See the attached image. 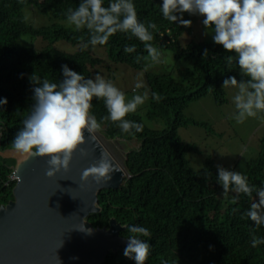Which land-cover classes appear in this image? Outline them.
<instances>
[{"label": "trees", "instance_id": "16d2710c", "mask_svg": "<svg viewBox=\"0 0 264 264\" xmlns=\"http://www.w3.org/2000/svg\"><path fill=\"white\" fill-rule=\"evenodd\" d=\"M109 2L104 0L105 6ZM133 2L140 22L158 26V30L149 29L154 35L153 45L160 51H172L177 62L188 61L191 67L178 72V79L173 71H145V64L150 62L136 63L135 59L148 55L144 44L135 37L129 39V33L118 32L107 45H97L105 49L110 64H124L145 72L146 88L151 95L146 119L152 124L165 122L167 127L147 126L140 111H136L126 119L142 124L143 131L134 136L125 134L118 124L102 119L108 115L107 108L103 100L94 98L92 114L105 128L107 137L136 140L140 147L131 149L126 156L130 178H124L117 189L98 193L100 211L90 215L86 223L94 229H109L116 222L123 228L121 237L126 239L132 234L125 225L146 227L151 237H140L151 246L146 264H264V244L252 247L253 234L264 239V225L257 228L245 216L250 204L254 199L259 202V197L254 192L252 198L244 194L235 198L237 194L230 192L225 198L217 179V166L222 165L208 157L200 170H194L188 156L198 149L179 135L180 128L206 125L186 117L192 104L211 95L218 106H224L228 104V94L223 81L232 76L238 81L248 77L241 74L236 54L214 40H193L183 49L180 39L191 26L165 20L161 11L163 0ZM80 3L81 0H0V101L7 100V104L0 103V153L15 151L12 142L35 103L33 89L39 86L31 82L33 74L41 80L59 83L64 78L63 65L92 79L107 68L105 60L94 53L95 48L80 47L81 38L87 42L90 37L88 30L77 31L74 25H65L69 23L67 10ZM26 10L37 11L52 20V25L40 27L30 23ZM183 19L191 20V14L185 12ZM37 39L52 44L66 41L78 48L74 53L56 48L38 50L33 45ZM132 45L136 51L126 53L124 48ZM229 55L233 56L231 69L225 60ZM153 92L162 96L160 102L152 98ZM247 150L250 156L238 160L232 168L222 167L241 172L254 187H264V135L255 149L251 146ZM19 167L16 157L0 154V208L15 201L16 182L12 179ZM124 250L111 252L104 264H136L124 255Z\"/></svg>", "mask_w": 264, "mask_h": 264}, {"label": "clouds", "instance_id": "9594fccd", "mask_svg": "<svg viewBox=\"0 0 264 264\" xmlns=\"http://www.w3.org/2000/svg\"><path fill=\"white\" fill-rule=\"evenodd\" d=\"M161 11L164 19L169 22L184 27L191 26L189 35L193 33V20L183 19V14L187 12L204 17L203 25L211 29L214 42L222 45L228 52L236 54L241 74L248 77L247 80L238 81L232 76L223 81L224 89H235L232 102L236 113L232 118L237 123H244L248 118L264 120V116H261L264 114V0H163ZM66 15L68 22L74 25L77 31L86 28L90 34L87 42L81 38L82 50H87L90 45L92 48L107 45L110 38L118 32L129 33V39L135 37L144 44L148 55H138L135 59L136 63L142 60L150 62L145 64V71L151 64L163 62L162 52L153 45L154 35L149 30H158V26L155 23L146 26L140 22L133 0H110L108 6H105L104 0H81L79 6L75 9L69 8ZM124 51L133 53L136 46H126ZM204 55L207 58V50ZM225 60L231 69L233 56L229 55ZM62 71L64 78L59 83L51 82L47 78L41 80L36 74L30 77L33 84L39 85L33 89L35 103L30 114L22 122V130L12 142L15 151L0 153L3 157H13L5 154L18 153L25 161L34 156L49 157V169L46 173L49 177L56 176L61 169L69 168L74 153L87 142L85 131L91 134L94 141L97 139L95 134L102 129L92 114L94 98L103 100L107 108L108 115L103 117V120H111L118 124L123 133L134 136L135 133L143 131V125L126 117L135 113L149 95L148 91H145L143 95L137 94L129 99L115 83L105 79L100 73L92 79L85 78L67 65H63ZM143 87L144 84L138 79L135 89ZM152 98L156 102L162 100V96L155 92L152 93ZM0 103L7 104V100L4 99ZM19 164L21 169L22 164ZM217 167V179L225 198L230 192L237 194L235 198H238L239 194L252 198L255 192L259 202L254 199L245 216L250 218L257 228L264 225V187L250 185L248 177L241 172ZM117 171L123 172L102 154L96 164L84 170L82 179L87 181L94 178L97 183H108L112 179L111 174ZM18 174L12 179V182H16V187L19 182ZM128 176V172L124 173L122 180ZM125 227L132 235L126 239L121 237L120 233L121 238L128 240L125 250L123 249L124 255L134 259L136 264H146L151 246L140 237L150 238V231L139 225ZM79 230L89 234L92 231L85 229L83 223ZM261 244H264V239L253 234L252 247L256 248Z\"/></svg>", "mask_w": 264, "mask_h": 264}, {"label": "water", "instance_id": "95a60500", "mask_svg": "<svg viewBox=\"0 0 264 264\" xmlns=\"http://www.w3.org/2000/svg\"><path fill=\"white\" fill-rule=\"evenodd\" d=\"M85 137L69 168L54 177L46 174L49 157L34 156L21 166L15 202L0 209V264H104L111 252L127 246L116 222L109 230L86 223L100 211L98 193L117 189L124 173H112L108 183L83 180L84 170L102 154L116 164L97 139L87 131ZM82 223L90 234L79 230Z\"/></svg>", "mask_w": 264, "mask_h": 264}, {"label": "rangeland", "instance_id": "374dc122", "mask_svg": "<svg viewBox=\"0 0 264 264\" xmlns=\"http://www.w3.org/2000/svg\"><path fill=\"white\" fill-rule=\"evenodd\" d=\"M33 11L34 10H26L30 23L40 27L52 25V20L43 17L37 13V11ZM191 18L194 24L193 33L189 35L185 32L181 37L180 45L183 49L193 40L196 42L213 41L211 29H207L203 25L204 17H199L198 14H191ZM65 25L72 26L70 23H65ZM189 33H191V31ZM33 45L38 50L56 48L68 53H74L78 48L66 41L52 44L42 39H37ZM161 52L163 62L151 64V67L148 68L149 72L168 74L173 71L175 72L174 77L178 79V72L191 67V63L188 61L177 62L172 51L165 50ZM94 53L102 60H105L107 65L106 69H101L100 74L105 79L115 83L116 86L125 93L126 97L131 99L134 95H143L145 91H148V99L143 105L137 108V111H140L141 115L144 117L147 126L154 129H164L167 127L165 122L152 124L146 119L151 95L150 91L146 88L147 80L145 72L136 71L124 64H110L107 52L104 48L99 46L95 47ZM138 79L144 84V87L135 89V84ZM226 91L228 94V104L218 106L214 98L209 95L192 104L185 113L187 118L206 124L204 127L190 126L188 128H180L179 130L181 138L185 142L193 144L198 149V152L191 153L188 156L191 166L196 171L203 167L208 157L213 158L218 164L226 168H232L238 160L251 155V152H249L247 148L252 146V148L255 149L257 141L264 135V120L260 118H248L244 123H237L235 119L232 118L236 113L235 106L232 102L235 89H226ZM261 116H264V114H261ZM101 129L100 132L95 134L96 138L115 163L126 174V156L131 149L139 148L140 144L136 140L126 142L122 139H110L105 133V128L101 127ZM11 155L13 157L15 156L19 162L24 165L25 160L18 153H12L10 155L5 154V156Z\"/></svg>", "mask_w": 264, "mask_h": 264}]
</instances>
